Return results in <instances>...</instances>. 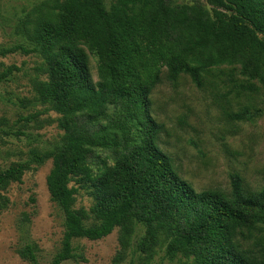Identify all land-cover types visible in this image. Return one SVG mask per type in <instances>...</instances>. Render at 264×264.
<instances>
[{
    "label": "trees",
    "instance_id": "obj_1",
    "mask_svg": "<svg viewBox=\"0 0 264 264\" xmlns=\"http://www.w3.org/2000/svg\"><path fill=\"white\" fill-rule=\"evenodd\" d=\"M204 1L211 11L174 0H115L109 9L105 0H53L57 16L28 35L34 49L0 50L40 55L45 79L34 82L35 92L61 115L62 145L36 157L52 160L47 187L64 213L63 242L51 264L85 260L73 240H100L116 228L120 248L112 264H122L135 221L145 226L137 264H149L164 242L167 256L181 254L192 264H264V247L253 256L235 243L242 228L264 229V189L246 193L241 178L233 176L230 196L196 192L157 146L162 126L151 116L149 96L163 68L172 79L187 75L201 86L203 73L239 65L264 87V0ZM85 48L98 58L96 84ZM15 70L8 68L0 80ZM245 118L246 112L230 115ZM101 153L105 159L96 163ZM27 170L28 164L17 163L1 171L0 189L21 182ZM80 190L93 200L89 209L75 208ZM29 223L23 214L17 253L39 264Z\"/></svg>",
    "mask_w": 264,
    "mask_h": 264
},
{
    "label": "rangeland",
    "instance_id": "obj_2",
    "mask_svg": "<svg viewBox=\"0 0 264 264\" xmlns=\"http://www.w3.org/2000/svg\"><path fill=\"white\" fill-rule=\"evenodd\" d=\"M114 1L105 0L108 9ZM174 2L212 9L204 0ZM56 13L53 0H0V50L17 46L34 49L29 33L39 23L55 18ZM85 50L90 78L96 84L98 58ZM42 63L37 52L24 54L18 50L0 55V75L10 67L17 68L0 80V172L12 164H28L21 182L0 189L6 199V207L0 208V264H29L17 253L22 243L17 226L23 214L30 218L28 234L39 247V264L52 263L65 234L64 213L47 187L52 160L36 159L61 146L64 134L57 122L61 115L40 102L34 89L36 80L45 79ZM240 85L254 86V90L243 91ZM149 101L151 116L162 126L157 146L196 192L218 191L230 196L233 176L241 178L246 193L264 189V87L243 74L239 65H221L203 73L201 86L187 75L172 79L163 68L161 82ZM243 112L247 118L230 119V115ZM100 157L96 163H102L105 154ZM70 186L78 187L74 182ZM92 204V198L80 190L75 208L89 209ZM144 234V224L135 221L128 256L122 264H137L136 245ZM235 243L250 255L260 256L264 229L242 228ZM73 246L85 260L64 264H112L120 248L119 228L100 240L74 239ZM166 248L164 242L149 264L193 263L181 254L167 256Z\"/></svg>",
    "mask_w": 264,
    "mask_h": 264
}]
</instances>
